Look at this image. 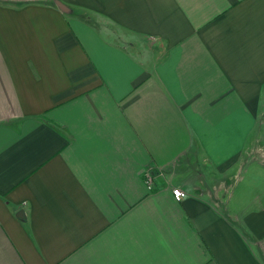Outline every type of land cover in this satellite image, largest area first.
<instances>
[{"label":"crops","instance_id":"0c3cea01","mask_svg":"<svg viewBox=\"0 0 264 264\" xmlns=\"http://www.w3.org/2000/svg\"><path fill=\"white\" fill-rule=\"evenodd\" d=\"M0 264H264V0H0Z\"/></svg>","mask_w":264,"mask_h":264},{"label":"built area","instance_id":"2783aa9c","mask_svg":"<svg viewBox=\"0 0 264 264\" xmlns=\"http://www.w3.org/2000/svg\"><path fill=\"white\" fill-rule=\"evenodd\" d=\"M143 174H144V179H145L147 186L149 188H152L154 184V177H155L153 168L147 167L144 170ZM172 191L177 200H181L186 196V192L178 186H174L172 188Z\"/></svg>","mask_w":264,"mask_h":264},{"label":"rangeland","instance_id":"374dc122","mask_svg":"<svg viewBox=\"0 0 264 264\" xmlns=\"http://www.w3.org/2000/svg\"><path fill=\"white\" fill-rule=\"evenodd\" d=\"M190 179H191V183L193 182L194 179H196V181H198V178L196 176H191ZM224 192H225V190H224Z\"/></svg>","mask_w":264,"mask_h":264},{"label":"water","instance_id":"95a60500","mask_svg":"<svg viewBox=\"0 0 264 264\" xmlns=\"http://www.w3.org/2000/svg\"><path fill=\"white\" fill-rule=\"evenodd\" d=\"M22 214H23V211H20V212L18 213L19 216H21Z\"/></svg>","mask_w":264,"mask_h":264}]
</instances>
